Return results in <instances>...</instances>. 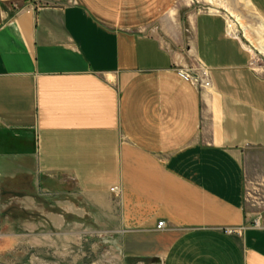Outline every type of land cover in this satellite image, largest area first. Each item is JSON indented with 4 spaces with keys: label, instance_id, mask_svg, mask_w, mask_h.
<instances>
[{
    "label": "crops",
    "instance_id": "1",
    "mask_svg": "<svg viewBox=\"0 0 264 264\" xmlns=\"http://www.w3.org/2000/svg\"><path fill=\"white\" fill-rule=\"evenodd\" d=\"M174 1L0 0V179L74 184L124 258L264 264V73L199 12L212 87L184 79L190 53L160 32Z\"/></svg>",
    "mask_w": 264,
    "mask_h": 264
},
{
    "label": "rangeland",
    "instance_id": "2",
    "mask_svg": "<svg viewBox=\"0 0 264 264\" xmlns=\"http://www.w3.org/2000/svg\"><path fill=\"white\" fill-rule=\"evenodd\" d=\"M175 0L172 23L162 36L172 47L190 53L189 67L203 76V66L191 48L190 17L215 13L228 21L254 57L253 66L264 73V54L252 45L264 38V0ZM241 16L243 26L236 16ZM255 18H254V17ZM237 19V20H236ZM262 21V22H261ZM152 259L123 257L121 234L116 223L100 207L86 199L74 184L58 193L37 190L30 178L0 179V264H152ZM155 263L160 264L159 260Z\"/></svg>",
    "mask_w": 264,
    "mask_h": 264
},
{
    "label": "built area",
    "instance_id": "3",
    "mask_svg": "<svg viewBox=\"0 0 264 264\" xmlns=\"http://www.w3.org/2000/svg\"><path fill=\"white\" fill-rule=\"evenodd\" d=\"M204 74L203 76H200L199 74L195 73V69L193 67H184L181 70V75L184 79L191 81L192 83H195L203 88H210L212 87V83L209 77V73L205 67H203ZM116 188H113L112 191H115ZM165 225V222H160L158 224V228H163ZM240 231H234L233 229H229L228 233H234Z\"/></svg>",
    "mask_w": 264,
    "mask_h": 264
},
{
    "label": "bare ground",
    "instance_id": "4",
    "mask_svg": "<svg viewBox=\"0 0 264 264\" xmlns=\"http://www.w3.org/2000/svg\"><path fill=\"white\" fill-rule=\"evenodd\" d=\"M210 3L212 4H216V1L215 0H209ZM243 1V5L245 6L246 9H251L253 4L250 0H241ZM238 18V21L239 23L241 22L242 26L244 25L243 24V20H242V17L241 16H236ZM254 17V16H253ZM255 18V17H254ZM237 20V19H236ZM262 22V21H261ZM244 27V26H243ZM262 28H264V24H262ZM245 29V32L247 31L246 27H244ZM228 30H229V26H228ZM231 33V31H229ZM232 34V33H231ZM246 35H247V32H246ZM261 36V35H260ZM256 40V42H252L253 46L257 49V51H259L261 54H264V38L260 37Z\"/></svg>",
    "mask_w": 264,
    "mask_h": 264
}]
</instances>
